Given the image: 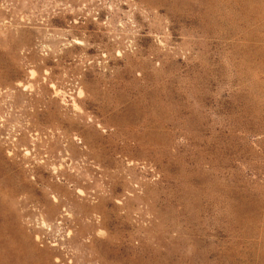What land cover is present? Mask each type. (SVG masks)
<instances>
[{"label":"rangeland","instance_id":"1","mask_svg":"<svg viewBox=\"0 0 264 264\" xmlns=\"http://www.w3.org/2000/svg\"><path fill=\"white\" fill-rule=\"evenodd\" d=\"M0 264H264V0H0Z\"/></svg>","mask_w":264,"mask_h":264}]
</instances>
